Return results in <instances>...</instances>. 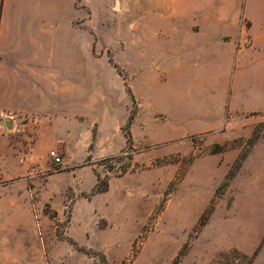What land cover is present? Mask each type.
Returning a JSON list of instances; mask_svg holds the SVG:
<instances>
[{
  "label": "rangeland",
  "instance_id": "374dc122",
  "mask_svg": "<svg viewBox=\"0 0 264 264\" xmlns=\"http://www.w3.org/2000/svg\"><path fill=\"white\" fill-rule=\"evenodd\" d=\"M262 1L215 5L241 17L246 44L245 12L258 15ZM76 4L80 19L91 12L98 49L104 45L107 57L127 69L119 70L143 103L135 100L127 115L120 95L113 120L104 112L79 115L66 145L52 144L56 131L45 118L28 128L32 135L42 126L43 145L35 160L12 162L8 169L26 186L20 196L5 187L9 181L0 183V264H264L259 47L241 55L238 65L233 58L229 67L227 55L217 50L213 63L197 51L179 54L185 65L176 85V71L166 62L178 53L170 54L164 43L159 13L182 9L180 0ZM189 21L170 25L182 30ZM135 24L144 40H138ZM256 31L264 33L260 18ZM201 41L212 47L210 36ZM176 44L180 48L181 41ZM51 149L62 155V164L52 163Z\"/></svg>",
  "mask_w": 264,
  "mask_h": 264
},
{
  "label": "crops",
  "instance_id": "0c3cea01",
  "mask_svg": "<svg viewBox=\"0 0 264 264\" xmlns=\"http://www.w3.org/2000/svg\"><path fill=\"white\" fill-rule=\"evenodd\" d=\"M180 1L182 9L158 12L166 24L164 43L170 54L178 53L174 61L166 62L167 67L176 71V85L182 82L183 77L178 73L185 65L184 57L178 55L185 56L192 50L197 51L201 60L203 55H209L206 56L209 63L215 62L216 50L223 52L228 59L224 66L228 67L230 60L234 58V64L238 65L241 55L245 58L249 51H258V47L264 58V33L256 31L258 18L264 21V1L258 15L245 12L244 18L250 23L246 44L241 24L238 29L241 17L235 13L231 16L225 5L217 6L215 0ZM77 9L80 7L76 0H0V183L9 181L5 187L19 196L21 188L26 186L8 169L12 162L35 160L43 145L42 126H37L32 135L27 132L30 126L47 119L56 131L52 144L66 145L79 115L104 112L113 120L120 95L122 102H126L127 115L135 100L139 105L143 103L132 79L119 71L121 67L127 73V69L107 57L104 45L98 49V32L94 28L93 33L91 12L82 20L83 14L77 16ZM188 18L190 23L194 22L182 30L170 25L171 20L181 24ZM136 26L138 40L143 39L140 34L144 31ZM208 36L210 48L201 41ZM178 41L180 48H176ZM165 73L172 74V69L167 68ZM233 79L231 93L235 75ZM232 101L233 94L231 111ZM175 114L181 117L182 111L176 109Z\"/></svg>",
  "mask_w": 264,
  "mask_h": 264
},
{
  "label": "built area",
  "instance_id": "2783aa9c",
  "mask_svg": "<svg viewBox=\"0 0 264 264\" xmlns=\"http://www.w3.org/2000/svg\"><path fill=\"white\" fill-rule=\"evenodd\" d=\"M49 157H50L52 163L55 165H60L63 163V157L59 153V151H57V149H51L49 152Z\"/></svg>",
  "mask_w": 264,
  "mask_h": 264
},
{
  "label": "trees",
  "instance_id": "16d2710c",
  "mask_svg": "<svg viewBox=\"0 0 264 264\" xmlns=\"http://www.w3.org/2000/svg\"><path fill=\"white\" fill-rule=\"evenodd\" d=\"M117 66V65H116ZM120 71V70H119ZM133 118H134V113H132L131 112V114H130V120L132 121L133 120ZM128 144L130 143V138L128 139ZM101 191H103L102 189H100L99 187L97 188V192H101ZM245 257V256H244ZM105 258V257H104ZM245 258H247V257H245ZM247 264H252V260L251 259H247Z\"/></svg>",
  "mask_w": 264,
  "mask_h": 264
},
{
  "label": "water",
  "instance_id": "95a60500",
  "mask_svg": "<svg viewBox=\"0 0 264 264\" xmlns=\"http://www.w3.org/2000/svg\"><path fill=\"white\" fill-rule=\"evenodd\" d=\"M7 125H8V127H10V128H11V123H9V122H8V123H7Z\"/></svg>",
  "mask_w": 264,
  "mask_h": 264
}]
</instances>
